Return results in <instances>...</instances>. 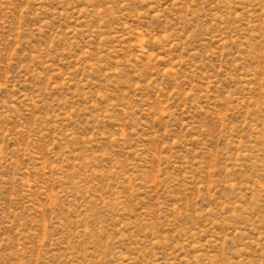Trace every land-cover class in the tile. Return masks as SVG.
Instances as JSON below:
<instances>
[{"label": "rangeland", "instance_id": "374dc122", "mask_svg": "<svg viewBox=\"0 0 264 264\" xmlns=\"http://www.w3.org/2000/svg\"><path fill=\"white\" fill-rule=\"evenodd\" d=\"M0 264H264V0H0Z\"/></svg>", "mask_w": 264, "mask_h": 264}]
</instances>
